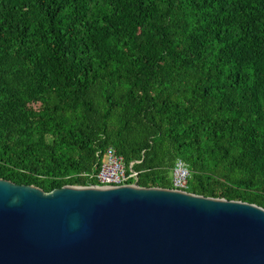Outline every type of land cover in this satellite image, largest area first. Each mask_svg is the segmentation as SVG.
<instances>
[{
  "label": "trees",
  "instance_id": "1",
  "mask_svg": "<svg viewBox=\"0 0 264 264\" xmlns=\"http://www.w3.org/2000/svg\"><path fill=\"white\" fill-rule=\"evenodd\" d=\"M108 148L264 207V0H0V178L90 186Z\"/></svg>",
  "mask_w": 264,
  "mask_h": 264
},
{
  "label": "water",
  "instance_id": "2",
  "mask_svg": "<svg viewBox=\"0 0 264 264\" xmlns=\"http://www.w3.org/2000/svg\"><path fill=\"white\" fill-rule=\"evenodd\" d=\"M0 264H264V207L180 189L0 178Z\"/></svg>",
  "mask_w": 264,
  "mask_h": 264
},
{
  "label": "built area",
  "instance_id": "3",
  "mask_svg": "<svg viewBox=\"0 0 264 264\" xmlns=\"http://www.w3.org/2000/svg\"><path fill=\"white\" fill-rule=\"evenodd\" d=\"M131 163L130 169L125 166L124 159L114 148H108L103 157L101 168L94 173L87 174L90 178L97 180L96 184L90 186H121L127 185L132 176H136ZM190 170L183 160H177L173 168V187L186 191Z\"/></svg>",
  "mask_w": 264,
  "mask_h": 264
},
{
  "label": "bare ground",
  "instance_id": "4",
  "mask_svg": "<svg viewBox=\"0 0 264 264\" xmlns=\"http://www.w3.org/2000/svg\"><path fill=\"white\" fill-rule=\"evenodd\" d=\"M134 171H135V170H134ZM135 172H136V171H135ZM132 177H134V178L137 179V178H138V173L136 172V176H132ZM132 177H131V178H132ZM137 180H138V179H137ZM137 180H135L133 183L137 182ZM172 180H173V173H172ZM188 182H189V180H188ZM133 183H129V182H128L129 185H132ZM128 184H127V185H128ZM172 189H174V187H173Z\"/></svg>",
  "mask_w": 264,
  "mask_h": 264
}]
</instances>
